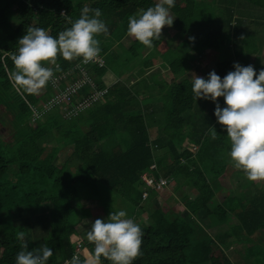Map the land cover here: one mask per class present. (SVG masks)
Instances as JSON below:
<instances>
[{
	"label": "trees",
	"instance_id": "trees-1",
	"mask_svg": "<svg viewBox=\"0 0 264 264\" xmlns=\"http://www.w3.org/2000/svg\"><path fill=\"white\" fill-rule=\"evenodd\" d=\"M218 1L221 6L216 8L212 0H175L170 12L175 17L172 28L178 32L182 43L187 42L183 46L192 45V49L185 50L190 57L189 66L213 51L217 59L210 69L221 78L234 70V62L242 66L251 64L258 72L264 68V61L254 63L251 58L259 53L257 46L251 48H256L253 52L248 48L241 51L245 38L242 37L240 43L231 39L232 34L233 38L239 34L250 38L245 33L244 17H238L246 5L240 8L239 3L231 0ZM157 2L0 0V107L7 110L5 117L0 115V126L9 120L14 130L9 138L0 140V264H15L16 254L21 250L17 239L21 232L28 240V250L43 244L53 249L48 264L71 260L77 244H81L82 251L84 248L86 256L92 259L94 243L82 238L89 217L95 211L87 207L89 203L99 207L101 219L107 218L111 211L125 210L128 217L141 226L142 254L133 264H219L213 258L216 252H222V264H234L221 245L226 247L230 238L235 242L255 240L264 230V187L256 188L255 180H250L243 170L230 163V140L213 115L215 105L203 99L195 101L193 97V75L206 78L210 71L201 74L198 67L193 70L190 67L184 72L186 59L176 53L165 61L170 76L162 81L148 79V85L156 90L140 96L136 94V87L114 76L126 63L145 57L141 56V51L146 50V46L137 40L123 49V41L129 36L128 17ZM257 4L264 9V0H258ZM85 6L101 9V19L108 26L107 35L96 37L105 66L88 67L97 87L107 88V94L103 101L72 119H65L57 109L32 121V108L45 101L52 89L47 84L43 95L38 96L14 86L12 57L19 48L18 40L30 26L42 27L56 37L71 26L69 20L79 18ZM229 43L233 55L226 54ZM154 48L147 47V50L154 51ZM79 61L80 58L69 61L58 55V71L55 65L45 64L58 74L72 70ZM112 74L113 78L105 79ZM86 92L83 89L81 95ZM217 100L221 107L225 106L222 97ZM28 122H33L35 127L30 130L26 126ZM211 127L218 134L215 139L211 136ZM61 145L67 155L57 164L54 161ZM152 164L156 165V176L176 181L185 218L180 219L169 210L160 217L162 224H158V220L147 223L140 219L144 205H150L154 193L143 201L139 178ZM194 172L199 174L198 179L191 175ZM232 174L241 184L234 192L226 188L227 194L217 206L227 218L226 231L218 232L215 239L200 237L201 226L190 225L189 220L193 222L199 213H205V221H199L204 223L203 227L208 219L214 220V224L208 225L209 229L221 226L214 203L225 189L221 179H230ZM245 177L247 180H242ZM253 187L257 190L251 191ZM20 211L25 216L33 213L31 220L39 221L45 216L47 231L40 246L28 236ZM260 248L248 247L242 254L246 264H264V249L257 253ZM87 258L85 254L80 257L82 264ZM101 259L103 264H112L106 258Z\"/></svg>",
	"mask_w": 264,
	"mask_h": 264
},
{
	"label": "clouds",
	"instance_id": "clouds-1",
	"mask_svg": "<svg viewBox=\"0 0 264 264\" xmlns=\"http://www.w3.org/2000/svg\"><path fill=\"white\" fill-rule=\"evenodd\" d=\"M174 6L175 0H158L154 6L130 15L128 34L152 48L154 41L160 40L162 29L172 26L175 17L170 12ZM101 17V9L85 6L79 18L69 20L71 26L56 37L42 27L30 26L19 38V48L12 57L14 86L28 94H39L54 78L53 67L46 66L45 62L55 65L58 71V55L69 61L82 58L85 63L96 59L101 52L96 37L108 34V26ZM189 39L194 40V37ZM233 69L223 78L214 70L206 78L193 75L191 91L195 101L203 99L215 105L213 115L230 140V163L243 170L250 180H256L264 178V68L257 72L251 64L242 66L234 62ZM219 97L223 98L224 107L220 106ZM217 135L211 127L212 138ZM17 239L21 242V250L16 254L15 264H48L53 256L52 248L43 244L28 250L23 232ZM87 239L94 243L91 264H103L102 257L112 264H133L142 254L143 230L125 210L111 211L107 218L95 219ZM65 264L82 262L73 255Z\"/></svg>",
	"mask_w": 264,
	"mask_h": 264
},
{
	"label": "rangeland",
	"instance_id": "rangeland-1",
	"mask_svg": "<svg viewBox=\"0 0 264 264\" xmlns=\"http://www.w3.org/2000/svg\"><path fill=\"white\" fill-rule=\"evenodd\" d=\"M212 1L214 2L213 5H216V8L221 6L218 0H212ZM231 1H234L236 4L239 3V7L242 4L246 5V9L240 10L243 12H239L238 17L241 18V15L242 17H244L245 33L247 35H250V38L248 36H243V34H239L236 38H233V34H232L231 39L236 42L238 41L240 43L239 40H241L242 37L245 38L243 44L240 45L241 51H247V48L251 49L252 47L257 46L259 53L253 54L251 56L252 62L254 63L263 62L264 61V9L261 8L259 4H257L258 0H231ZM135 40L136 39L133 36L129 35L128 38H126L123 41V44H124L123 49H127L128 47H130L133 41ZM182 42L183 41L181 40L180 35L178 34L176 30L172 28V26L171 27L165 26L162 29L160 40L154 41L153 46H155L154 49L157 51V53L154 52L155 50L149 51L147 50V47H145L147 51L146 50L141 51V56H145L144 58L139 57L138 59H136L135 63H126V65L122 69H120L119 72H116L114 76L115 77L119 76V78L125 81L127 85L136 87L137 89L136 94L140 96V95H144L147 93L153 94L156 90L155 87L148 85V83L150 82L148 79H151L153 77L156 81H162L163 79H166L167 76H170V71L169 70L166 71L165 61L171 60L172 57H174L176 53L178 57H182L186 59V63L183 66L184 72L186 71L188 72L190 67H191V70H193L195 67H198L199 70H201L200 71L201 74H207L209 71H211L210 68L217 59V53L213 51L212 52L210 51L209 53H205L201 59L196 60L195 62L191 61L193 63H191V66H189L190 57L187 55V52H185V50L192 49V45L188 44V46H183V45H187V42L186 43H182ZM255 49L256 48L251 49L249 52H253ZM193 53L194 52H192V54ZM233 53L234 51H233L232 45H230L229 43L226 48V54L233 55ZM145 62L147 63L146 69H144ZM110 78H113V74L112 76L107 75L105 77L106 80ZM43 92H44V88L39 92V94H36V95L40 96L41 94H43ZM0 110H1L0 115L5 117L4 114L7 113V110L5 108L3 109L2 107H0ZM2 120L4 119L2 118ZM148 124L150 126V123ZM26 126L30 130L35 127L33 122H28ZM13 132L14 130L9 124V120H6V123L0 126V140L2 141L6 140L7 138L10 137V135ZM150 133L151 135H153L154 129H152ZM66 151L67 150H65L63 145H61L60 154L54 162L57 164L59 163V161L61 162V160H63V156L67 155V154L64 155ZM192 174L196 176L197 179L199 178V174L195 172L191 173V175ZM235 176H236L235 174H232L231 176H229L230 179L228 178H226V180L221 179V182L225 186V189L222 190L218 194L217 199H216L218 202L214 203L216 206L215 211L217 210V212L219 213L218 219L221 225L220 227L209 229L210 226L208 225L214 224L213 219L206 220V224H205L206 227H203L204 223L200 224L199 221H205L204 220L205 213H199L197 215V218H195L193 222L189 220L190 225H195L196 223L201 226L202 233L200 237L208 236L210 239H215L218 232H220L221 230L226 231V225L224 222L227 221V218H225V213L222 212L221 207L220 206L217 207V206L221 203L223 198H225L227 191H228V189L226 188H229V190H231L232 192H234L235 189L239 188L238 184H241L240 183L241 181L236 179ZM241 177L242 176H240V178ZM242 180H247V177L243 178ZM175 182L171 180L170 184L166 187L171 193H173V191L176 190L177 184ZM255 183L257 184L256 188L264 187V178L256 179ZM256 188L253 187L250 190L255 191L257 190ZM171 193L169 194L166 193L164 189V192L156 195L153 198V200L150 201L149 206L144 205L145 211L142 214V216H140V219L147 223H151L152 221L158 220V224H162V220H160V217L164 215L165 212H167L169 209L176 212V214H178L180 219L185 218L186 212L184 210L183 203L179 200V196H178L179 193L176 192L175 195H171ZM87 207L89 209L93 208V210L91 211H94V210L95 211L92 213L91 217H89L88 224L86 225L85 230H83L84 232H83L82 238L84 240H88L87 232L90 229L91 223L94 222L95 219L100 218L99 216L101 215L100 214L101 210L99 209V207H95L94 205H92V203H89ZM31 214L32 215L30 216L29 214H26L25 216L24 213L20 211V219H23L22 223L28 229L27 230V233L29 234L28 236L31 239L37 241L38 246H40L41 244L40 241L46 235L47 221H46L45 216H41L39 218V221L33 218L31 220V216H33V213ZM229 227L230 226L227 225V228ZM228 240H229L228 241L229 243L226 245V247L225 245H221V248L224 254L234 264H246L247 261L246 259H244V257H242L243 256L242 254L243 253L245 254L249 246L252 247V245L254 246L256 245V247H259V248L262 247L257 253H261L262 249H264V230L260 231V233L256 235L255 240L254 238L246 239L241 242L240 241L235 242L234 239H231V238ZM84 254H85V257L87 258L88 257L86 256L87 252L83 248L82 255ZM213 256H214L213 258L216 259L219 262V264L223 263L222 252H216ZM244 256H247V255H244ZM84 264H91L90 258H87V261H85Z\"/></svg>",
	"mask_w": 264,
	"mask_h": 264
},
{
	"label": "built area",
	"instance_id": "built-area-1",
	"mask_svg": "<svg viewBox=\"0 0 264 264\" xmlns=\"http://www.w3.org/2000/svg\"><path fill=\"white\" fill-rule=\"evenodd\" d=\"M61 14L65 15L64 10L61 11ZM93 66L96 68L105 66L104 58L100 54L96 59L87 63L80 58L79 63L72 70L54 73V78L48 82L52 93L45 101L32 108V121L57 109L65 119H72L103 101L108 89L97 87L88 71V67ZM83 89L87 90L86 95H81ZM155 170L156 165L152 164L140 175L143 201L147 200L152 192L160 193L170 184L168 178L156 176ZM73 255L79 258L82 256L81 244L76 245ZM66 261L70 260H65L62 264H65Z\"/></svg>",
	"mask_w": 264,
	"mask_h": 264
},
{
	"label": "crops",
	"instance_id": "crops-1",
	"mask_svg": "<svg viewBox=\"0 0 264 264\" xmlns=\"http://www.w3.org/2000/svg\"><path fill=\"white\" fill-rule=\"evenodd\" d=\"M41 95H43V94H41ZM173 182H174V181H173ZM176 189H177V187H176ZM162 192H164V190H163ZM162 192H160V193H162ZM165 192L168 193V194L171 193V192H169L168 188H165ZM160 193H154V197H155L156 195L160 194ZM173 193H174V194H173ZM173 193H171V195H175V194H176V190H174ZM154 197H153V198H154ZM152 200H153V199H152ZM169 210H171V209H169ZM169 210H168V211H169ZM168 211H167V212H168ZM165 213H166V212H165ZM175 213H176V212H175ZM88 258H89V257H88ZM90 260H91V259H90ZM86 261H87V260H86Z\"/></svg>",
	"mask_w": 264,
	"mask_h": 264
}]
</instances>
